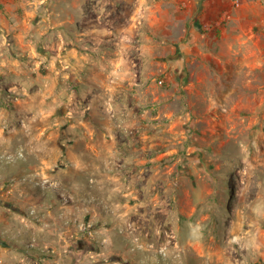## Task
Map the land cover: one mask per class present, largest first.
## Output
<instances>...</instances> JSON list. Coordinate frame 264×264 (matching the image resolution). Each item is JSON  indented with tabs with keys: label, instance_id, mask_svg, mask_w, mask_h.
Returning a JSON list of instances; mask_svg holds the SVG:
<instances>
[{
	"label": "rangeland",
	"instance_id": "1",
	"mask_svg": "<svg viewBox=\"0 0 264 264\" xmlns=\"http://www.w3.org/2000/svg\"><path fill=\"white\" fill-rule=\"evenodd\" d=\"M33 1L23 30L36 34ZM135 1L143 2L121 0L122 11L114 0L107 16L128 15L150 37L147 58L125 60L128 75L142 66L151 84L142 121L92 123V153L78 154L84 142L68 149V121L43 114L40 98L26 100L25 82L2 90L10 105L0 103V264H264V67L248 92L227 77L212 81L217 67L230 66L229 43H218L229 33L228 4L246 0H215L228 6L208 14L212 32L205 18L203 30L194 22L208 0H151L144 17ZM52 3L44 1L45 16ZM78 13L74 20L105 17L94 8ZM148 15L162 32L142 25ZM249 31L262 42L263 26ZM102 141L129 148L102 154Z\"/></svg>",
	"mask_w": 264,
	"mask_h": 264
},
{
	"label": "crops",
	"instance_id": "2",
	"mask_svg": "<svg viewBox=\"0 0 264 264\" xmlns=\"http://www.w3.org/2000/svg\"><path fill=\"white\" fill-rule=\"evenodd\" d=\"M44 1L39 0L35 4L39 18L36 34H33L23 29L31 22L29 12L34 1L0 0V103L5 107L10 105L5 102V95H2L6 85L10 86L15 80L25 82L26 100L36 96L41 99L37 105L43 114L52 111L56 114L54 118L57 122L68 121V131L71 132V146L68 149L79 148V142L83 141L85 147L76 153L91 154L94 147L92 123L99 120L108 127L114 118L129 123L143 120L142 115L147 112L144 108L153 99L151 84L142 66L136 68L133 75H128L127 72L132 73V68L125 65V60L133 56L136 60L138 57L147 58L150 37L139 28L143 26L128 15L108 18V13L113 10L114 0H102L93 4L84 2L79 5L71 0H66L63 4L53 0V15L47 16ZM151 2L135 1L132 10L144 17L151 13ZM228 5L229 33L226 38L222 36L221 40L218 39V43H229L230 66L217 67L213 71L212 81L214 85L224 84L227 77L229 85H243L248 92L253 85H257L258 80L254 78L257 69L264 67V37L260 38L261 42L249 31L250 25L255 23L264 27V0L238 1L234 6L230 3ZM227 6L208 0L202 14L196 15L194 22L203 30L201 17L205 18V27L212 32L215 24L211 23L208 14L214 19ZM115 7L122 11L126 9L121 0H116ZM20 8L25 12L23 18L19 14ZM91 8L104 12L105 17L101 15L93 21L86 17L73 19L76 14H81L78 12ZM45 24H51L54 28L52 35L45 33ZM142 25L154 33L162 32V28L156 26L149 15L144 18ZM9 26L15 29H8ZM66 26L70 29L68 35L61 30ZM200 30L205 42L208 41L210 36L207 35L210 32ZM135 45L138 47L133 48ZM220 52L224 54L223 51ZM259 73L263 74L259 84L261 86L264 68ZM257 106L264 107V100L260 99ZM108 133L104 135L107 142L110 140L109 136H112V132ZM103 142L96 147L100 148L99 152L102 154L113 151L125 153L129 148L127 142H122L117 148Z\"/></svg>",
	"mask_w": 264,
	"mask_h": 264
}]
</instances>
